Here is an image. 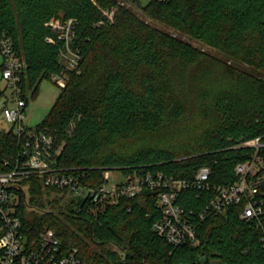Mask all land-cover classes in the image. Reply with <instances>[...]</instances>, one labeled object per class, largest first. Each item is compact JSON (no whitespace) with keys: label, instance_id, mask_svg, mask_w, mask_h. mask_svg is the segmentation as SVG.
<instances>
[{"label":"trees","instance_id":"1","mask_svg":"<svg viewBox=\"0 0 264 264\" xmlns=\"http://www.w3.org/2000/svg\"><path fill=\"white\" fill-rule=\"evenodd\" d=\"M137 3L0 0V32L24 60L27 102V88L33 95L43 80L68 76L35 129L53 137L62 148L57 167L85 187L100 185L106 170L192 181L201 167L211 184L233 183L235 166L255 154L245 142L260 138L264 162V0H150L140 5L149 20L127 6ZM68 20L80 57L74 71L60 60L65 40L52 26ZM25 159L13 130L0 129V173ZM14 191L29 240L52 229L65 251L77 248L89 264H264V214L243 220L242 204L192 217L199 244L175 247L153 230L160 210L149 190L104 208L75 196L44 200L67 192L38 174ZM210 196L191 185L176 203L196 216Z\"/></svg>","mask_w":264,"mask_h":264},{"label":"built area","instance_id":"2","mask_svg":"<svg viewBox=\"0 0 264 264\" xmlns=\"http://www.w3.org/2000/svg\"><path fill=\"white\" fill-rule=\"evenodd\" d=\"M52 26L62 32L61 37L65 40L60 60L69 70H76L80 57L71 47L74 21L68 20L65 24ZM0 62L1 77L7 82L6 89L11 90L10 98L2 108V119L21 141L26 158L14 171L0 173V264H89L79 256L77 248L65 251L52 229L41 232L37 241L29 240L22 231V219L18 214L19 194L15 193L14 188L30 174L40 175L46 186L88 199L93 205L102 208L114 205L122 198L135 197L143 190L154 192L160 217L154 223L153 230L175 247L199 244L192 217L203 219L206 214H222L230 207L240 204L243 205L240 214L243 220L260 219L264 214V198L261 197L264 188V162L258 156V150L262 146L260 138L244 143V146L253 147L255 154L250 160L235 166L236 180L228 185L211 184L209 167H201L192 181L163 174L124 175L120 171L122 179L111 182V171L106 170L100 185L82 186L73 174L57 167L62 148L56 146L53 137L26 124L28 102L21 86L25 63L11 39L3 32H0ZM52 80L65 87L68 76L56 74L52 76ZM191 185L211 193L204 206L205 210L196 216L187 214L176 203L178 194ZM261 242L264 244V231Z\"/></svg>","mask_w":264,"mask_h":264},{"label":"rangeland","instance_id":"3","mask_svg":"<svg viewBox=\"0 0 264 264\" xmlns=\"http://www.w3.org/2000/svg\"><path fill=\"white\" fill-rule=\"evenodd\" d=\"M118 1H122V0H118ZM150 0H140L141 4L144 6L146 5ZM140 3L138 4H127V6L135 13L137 14L140 18L142 19H147L149 20L146 15L143 13V11L140 8ZM168 32L170 33H175L173 32L171 29H166ZM177 34V33H176ZM178 37L184 41H187L189 43H191L192 45L206 51L212 54H215V50L208 48L207 46L203 45L202 43L192 40L191 38L182 35V34H177ZM2 72H1V68H0V88L1 89H5L7 87V82L5 80L2 79ZM64 87L59 86V84L53 82V80L49 81V80H43L40 85H39V90L37 92H34V94L32 95V89H26V94H27V98L29 99L28 105L26 107V124L31 127V128H35L38 124L41 123V121L44 119V117L46 116V114L48 113L49 109L51 108V106L53 105L54 101L56 100L57 96L59 95V93L61 92V89H63ZM10 94H11V90L9 88L6 89V97H4L1 101H0V129L3 130H9V125H7L5 123V121L2 119V108L4 106V103L7 101L8 98H10ZM25 95V93H24ZM31 98V99H30ZM110 174L112 175L110 181L114 182L115 180H121L122 179V173L120 171H111ZM63 193V192H62ZM55 196H57V198H59L61 200L62 204H67L68 202H70V198L72 197L71 194L68 193H64V195L62 194H50V197H48V195H46L44 197V200H46V198H48L49 200L53 199ZM46 206H48V204L45 202L44 203ZM49 207H47L48 209ZM21 214V212H20Z\"/></svg>","mask_w":264,"mask_h":264}]
</instances>
